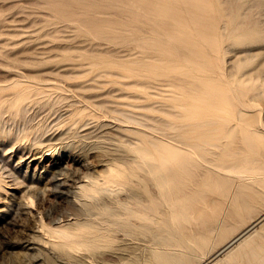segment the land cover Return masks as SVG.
Returning <instances> with one entry per match:
<instances>
[{
    "label": "bare ground",
    "instance_id": "bare-ground-1",
    "mask_svg": "<svg viewBox=\"0 0 264 264\" xmlns=\"http://www.w3.org/2000/svg\"><path fill=\"white\" fill-rule=\"evenodd\" d=\"M30 1L43 13L32 31L12 24L0 0V121L21 116L44 96L77 89L82 99L112 83L130 93L129 100L92 107L116 114L122 105L139 108L150 122L152 133L137 131L142 149L134 163L150 178H111L121 186L137 180L147 194L121 201L125 211L103 219L98 238L120 239L121 232L166 212L172 225L189 222L217 192L230 203L217 217L200 220L216 226L218 240L196 236L185 245L195 253L188 261L159 252L145 264H264V212L232 237L233 225L224 226L264 205V63H256L264 52L232 65L224 56L226 42L242 49L263 45L264 20L254 12L264 11V0L250 7L247 0ZM34 39H43L44 48L31 45ZM22 133L11 128L1 135ZM217 242L224 243L216 248Z\"/></svg>",
    "mask_w": 264,
    "mask_h": 264
},
{
    "label": "rangeland",
    "instance_id": "rangeland-1",
    "mask_svg": "<svg viewBox=\"0 0 264 264\" xmlns=\"http://www.w3.org/2000/svg\"><path fill=\"white\" fill-rule=\"evenodd\" d=\"M247 1L246 7L254 3V0ZM30 2L5 0L4 8L12 24L27 25L26 30L32 31L42 25L37 22L33 26V22L40 21L43 13ZM254 13L264 20V11ZM31 35V32L25 33L22 37ZM43 41L37 39L29 43L40 49L45 46ZM31 45L27 41L23 44L25 48ZM230 45L229 42L224 44L227 65L238 59L244 62L249 56L264 52V43L243 49ZM58 52L55 49L51 53ZM259 59L256 63H264V57ZM114 85L104 83L95 94L87 92L83 102L77 89L75 94L54 93L36 100L21 116L6 114L1 118L0 264H145L159 252L173 253L179 262L195 257V253L185 247L189 241L201 235L218 240L216 226L200 220L201 217H217L230 203L217 192L208 194L209 198L202 204L205 210L195 212V218L189 222L172 225L166 212L156 220H144L139 226L121 232L120 239L101 241L98 238L103 233L102 220L111 213L125 211L121 201L147 194L143 186L135 183L137 180L121 186L111 178H150L147 172L134 167L142 149L137 148L141 144L137 131L152 133L142 110L126 105H122L125 110L118 115L109 110L110 113L106 107L98 110L103 101L107 106H115L129 100L130 93ZM94 105L99 108L92 107ZM76 109L82 113L74 115ZM11 128L23 129L22 135H1L3 130ZM26 128H29L27 133ZM263 212L264 205H261L252 217L241 221L240 217L227 219L224 226L233 225L232 237ZM207 227L211 229L207 231ZM59 229L73 233V238L67 239L55 231ZM92 242L94 246H90ZM223 243L217 242L216 248Z\"/></svg>",
    "mask_w": 264,
    "mask_h": 264
},
{
    "label": "water",
    "instance_id": "water-1",
    "mask_svg": "<svg viewBox=\"0 0 264 264\" xmlns=\"http://www.w3.org/2000/svg\"><path fill=\"white\" fill-rule=\"evenodd\" d=\"M230 244H231V243H230ZM230 244H229V245H230ZM229 245H227V247H228ZM227 247H225V248H227ZM225 248H224V249H225ZM224 249H223V250H224ZM223 250H221V252H222ZM219 253H220V252H219ZM206 264H207V263H206Z\"/></svg>",
    "mask_w": 264,
    "mask_h": 264
}]
</instances>
